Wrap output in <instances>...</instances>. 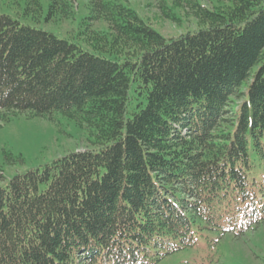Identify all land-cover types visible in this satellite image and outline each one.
I'll list each match as a JSON object with an SVG mask.
<instances>
[{
	"label": "trees",
	"instance_id": "obj_1",
	"mask_svg": "<svg viewBox=\"0 0 264 264\" xmlns=\"http://www.w3.org/2000/svg\"><path fill=\"white\" fill-rule=\"evenodd\" d=\"M124 1L97 0L112 37L86 48L0 14V111L95 141L0 188V264H154L261 218L264 0L196 4L201 28L169 39Z\"/></svg>",
	"mask_w": 264,
	"mask_h": 264
},
{
	"label": "rangeland",
	"instance_id": "obj_2",
	"mask_svg": "<svg viewBox=\"0 0 264 264\" xmlns=\"http://www.w3.org/2000/svg\"><path fill=\"white\" fill-rule=\"evenodd\" d=\"M34 1L0 0V14L84 48L92 47L88 43L96 37H112L103 19L88 20L98 14L97 0H63L53 9L52 0H36L38 6ZM123 4L165 39L201 28L192 6L199 4L210 11L230 6L222 0H125ZM234 99L239 104L243 97ZM94 142L87 125L59 112L38 117L28 111L13 115L0 111V188L15 175L70 153L94 149ZM255 221L242 223L240 232L195 235L191 246L167 253L154 264H264V211Z\"/></svg>",
	"mask_w": 264,
	"mask_h": 264
}]
</instances>
